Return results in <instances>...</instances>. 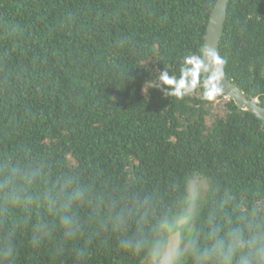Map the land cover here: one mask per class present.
Here are the masks:
<instances>
[{"label":"trees","instance_id":"obj_1","mask_svg":"<svg viewBox=\"0 0 264 264\" xmlns=\"http://www.w3.org/2000/svg\"><path fill=\"white\" fill-rule=\"evenodd\" d=\"M214 3L0 0V264H147L176 231L171 264H194L222 202L264 219V125L221 92L148 86L201 53ZM218 53L264 107V0H229ZM49 188L83 195L50 210Z\"/></svg>","mask_w":264,"mask_h":264},{"label":"clouds","instance_id":"obj_2","mask_svg":"<svg viewBox=\"0 0 264 264\" xmlns=\"http://www.w3.org/2000/svg\"><path fill=\"white\" fill-rule=\"evenodd\" d=\"M226 63L217 51L206 49L200 54L186 56L178 77L163 71L148 86L161 88L164 94L177 99L192 94L200 87L203 89V98L212 101L222 91L220 82ZM31 182L27 181L29 184ZM82 195L80 192L68 193L64 188H49L38 200L46 203L50 210H68L72 202ZM27 199L31 200V197ZM225 208L226 202H222L210 214L203 242L200 232H194L188 240L185 250L192 255L194 264H264V219L257 221L253 213L251 216L242 217L241 222L233 223L226 215ZM60 219L69 234H72L74 219L67 213ZM190 220L191 216L186 218V221Z\"/></svg>","mask_w":264,"mask_h":264},{"label":"water","instance_id":"obj_3","mask_svg":"<svg viewBox=\"0 0 264 264\" xmlns=\"http://www.w3.org/2000/svg\"><path fill=\"white\" fill-rule=\"evenodd\" d=\"M228 3L229 0H215L206 25L201 52L206 49H214L218 52ZM220 87L222 89L221 94L225 98L233 101L239 110L252 114L264 125V107L260 106L256 100L247 99L225 75L220 82Z\"/></svg>","mask_w":264,"mask_h":264},{"label":"rangeland","instance_id":"obj_4","mask_svg":"<svg viewBox=\"0 0 264 264\" xmlns=\"http://www.w3.org/2000/svg\"><path fill=\"white\" fill-rule=\"evenodd\" d=\"M197 187L198 184L196 182H192L190 188L191 190L190 198H192V200H194L196 197ZM191 209H192V203L189 204L187 211L189 212ZM185 221L186 219H182L180 222H178L177 225H181ZM179 243H180L179 232L176 231L170 234L167 238L166 244L163 246L162 252L159 254L160 256H157L159 258L157 259L156 256H153L152 259L147 264H171L173 257L178 250Z\"/></svg>","mask_w":264,"mask_h":264}]
</instances>
